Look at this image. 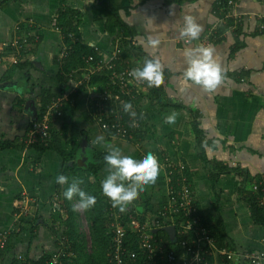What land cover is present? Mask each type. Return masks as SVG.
I'll use <instances>...</instances> for the list:
<instances>
[{"label": "crops", "instance_id": "obj_1", "mask_svg": "<svg viewBox=\"0 0 264 264\" xmlns=\"http://www.w3.org/2000/svg\"><path fill=\"white\" fill-rule=\"evenodd\" d=\"M173 1L147 0L141 6L142 0H132L133 10L122 11L121 17L134 30L135 37L119 41L108 34V12L99 2L66 0V6L81 15V41L98 50L104 64L112 61L119 46L128 54L126 60L134 69L146 59L157 60L162 66L159 91L153 94L146 85L137 89L140 93L131 101V111L136 115L130 119L140 122L142 131L128 141L103 132L93 118L90 101L102 88L69 93L73 82L84 77L86 67L79 69L82 72L76 73L71 82L60 77L58 58L65 42L62 34L52 28V22L61 0H16L0 8V143L14 145L0 149V235L10 234L0 264H13L19 256L26 262H38L59 251L63 230L55 220L61 213L68 185L56 184L55 178L63 174L70 181L72 176L83 173L102 192L101 182L108 175L103 158L114 148L135 159L151 152L160 166L155 183L146 185L127 205L125 213L132 211L154 218L163 209L168 198L165 163L169 160L188 169L195 205L217 234V241L222 239L223 247L236 251L260 249L264 227L252 220L250 205L242 194L241 177L228 172L214 185L210 172L216 163L245 172L252 180L245 185L246 191L264 176V36L256 35L264 3L240 0L236 16L243 19L240 40L245 43L244 49L231 54L236 43L232 32L221 44L208 46L223 73L221 84L208 93L184 79L185 50L201 47L200 40L223 25L224 21L215 14L218 0ZM186 14L202 27L195 41L180 37ZM17 26L25 36L34 32L38 40H31L22 68L9 74L14 65L7 45L19 36ZM150 38L160 43L152 47ZM129 41L142 54H135L127 45ZM244 71L248 72L246 77L241 76ZM46 91L55 97L72 94L75 104L66 105L64 115L52 120L54 148L40 152L37 147L23 145V141L42 112L41 100ZM173 113L175 123H164L165 117ZM193 114L204 135V149L197 143ZM100 136L103 142L97 144ZM22 197L29 201L30 215L19 220L15 212ZM72 204H78L77 197ZM76 212L80 215V211ZM211 264L234 263L215 254Z\"/></svg>", "mask_w": 264, "mask_h": 264}, {"label": "built area", "instance_id": "obj_2", "mask_svg": "<svg viewBox=\"0 0 264 264\" xmlns=\"http://www.w3.org/2000/svg\"><path fill=\"white\" fill-rule=\"evenodd\" d=\"M259 1L264 3V0ZM239 3L240 0H228L227 4L226 19H234L236 24L243 23L242 17L236 16ZM218 5H221V3L219 2ZM215 14L217 15V11H215ZM220 20L225 23V20L221 18ZM262 21H264V15L259 17L258 27L261 30L264 29ZM52 28L59 33L62 31L58 27L56 18L53 19ZM15 30L19 33V36L7 45L9 53H11L12 65H17L23 60L30 48L32 39L38 40L32 31L25 36V32L20 26H17ZM213 32L214 30L200 40L201 47H208L211 44L210 38L213 36ZM72 39L75 41L73 37ZM118 40L121 41V38H118ZM124 54L125 52L122 48L117 46L113 59L108 64H104L102 60L96 61L93 57L85 58L86 69L83 70L85 72L84 77L78 82H73V90L69 93H77L78 89L90 82L92 76L103 75L108 72L109 83L107 88L100 90L90 101L93 118L103 132L114 138L128 141L132 140L135 134L142 131V124L130 119L128 122L130 130L126 127L127 113L123 111V105L126 102L122 100V97H131L134 100L135 98L131 95L147 84L138 83L129 76V73L134 68L123 57ZM68 57L69 45L64 44L59 55L60 64H64ZM80 71H75L66 77L71 82V78L76 73H80ZM74 102L72 94L52 99L42 118L36 119L31 124L23 143L27 147L36 144L49 147L53 142L51 133L52 120L62 117L66 105H73L75 104ZM167 161L165 166L169 188L165 207L154 218H145L134 213L135 215L131 218L128 225L132 234H136L138 237V251H129L128 247H126L127 231L118 220L122 214L114 210L115 208L109 209L108 218L112 221V239L111 251L108 256L111 264H129L127 259L136 261L141 254L145 260L144 264H211V258L215 254L220 255L228 263L264 264V239L260 249L257 251H236L218 247L217 240L212 236L210 226L200 215L195 205V194L192 184L189 183L186 175V166ZM249 192L256 197V203L264 215V176H261L250 186ZM109 204L111 207V202ZM29 215V201L26 197H22L15 212L16 219L24 220ZM169 227H175L176 229L175 239H170L176 243L172 249L167 247L164 238L159 241L154 239L155 234L159 231L166 232ZM9 236V233L0 235V253L5 251ZM66 243H68V240L63 236L60 240L59 251L52 255L48 264H64L62 259L66 258V256H74L70 252V245ZM15 264H26V261L23 256H19Z\"/></svg>", "mask_w": 264, "mask_h": 264}, {"label": "trees", "instance_id": "obj_3", "mask_svg": "<svg viewBox=\"0 0 264 264\" xmlns=\"http://www.w3.org/2000/svg\"><path fill=\"white\" fill-rule=\"evenodd\" d=\"M16 1V0H2L0 1V8L5 9L7 4L9 2ZM99 2L101 6H103L107 12H108V20L106 24V30L109 35H111L112 39H118L123 38L124 41H127L126 39L129 38L130 41L135 37L134 30L131 29L122 19L121 13L122 11L125 13L130 12L133 10L134 6L132 3V0H94ZM197 0H174L175 3H185V2H195ZM147 2V0H142L141 6L144 5ZM221 3V5H218V3ZM228 0H218L217 4L215 5V11H217V17L225 20V23L221 25L219 28L215 29L213 32V36L210 38L211 44H221L226 39V34L228 32H232L235 38V45L232 48V55H235L239 51L245 48V43L240 40L242 36V24H236L234 19H226V15L228 12ZM56 20L58 23V27L62 30L61 34L63 37V40L65 44L69 45V57L66 59L64 64H60L59 58H58V64L62 66V74L60 75L61 79L64 81H68L67 75L72 74L75 71H78L79 69L85 67L84 59L88 57H93L96 61L102 60L100 57L99 52L87 45H85L81 39H80V25L82 23L81 15H79L78 12L71 10L69 7L66 6V0H61V7L56 15ZM264 24V21H262ZM259 25V23H258ZM256 35L258 36H264V29L261 30L259 27L256 30ZM75 39V41L72 39V37ZM122 39V40H123ZM123 41V42H124ZM127 42V45L129 48L133 49L135 51V54H142L140 50L137 48H134L133 44H130ZM127 46V47H128ZM124 58L128 57V54L123 55ZM22 62H19L17 65H14L13 69L8 72L11 74L14 72L17 68H22ZM107 73H104L103 75H94L91 77L90 82L88 84H84L80 89V93L87 90L89 87H100L103 90H105L108 86V78ZM247 71H244L242 73V77H246L248 74ZM109 74V73H108ZM67 78V80H66ZM152 89V93H157L160 89L158 86L150 87ZM137 91V90H136ZM140 93V91L134 92L131 96L136 98L137 94ZM48 97V98H47ZM59 97V96H56ZM54 95L50 94L48 91L44 92L42 95L41 103L43 105L42 112L40 113L38 119H41L46 108L48 107L50 100L56 98ZM122 100L125 102L131 103V101H134L131 99V97H122ZM177 107V106H176ZM193 116V128L196 134L197 143L199 146L204 149L205 142H204V135L202 133V130L200 129V125L197 121V118ZM130 120V115L127 113V119H126V127L130 130V124H128ZM51 133L53 135V142L49 147H45L42 144H36L32 145L30 147H37L40 152H45L47 150H52L55 143L54 133L52 131L51 127ZM23 145H25L23 143ZM14 145L9 142L0 143V149H8L9 147H13ZM26 146V145H25ZM59 151V150H58ZM60 154L64 156L63 150L60 149ZM203 158V157H202ZM210 167H213V163L208 162ZM207 164V165H208ZM214 167L210 172L212 175V182L215 185L217 181L219 180L220 176L222 174L228 173V172H236L242 179V194L248 204L251 208V215L252 220L255 225L257 226H263L264 227V215L261 211V209L258 207L256 203V197L250 193L249 191H246L245 185L247 183L252 182L250 179H248V175L239 170V169H230L227 166H224L220 163H216ZM186 175L189 179V183H191V177L188 169L186 170ZM80 181V186L82 189L89 195L95 196L96 198V204L89 210L85 211V216L88 219L89 223L91 224V233H92V246L89 249L88 248V242L86 241V238L81 236L80 234V226L78 222V214L76 211H74V207L72 204V200H64L61 204V213L58 215L55 221H59L62 225L63 234L59 236V240L63 236H65L68 240L67 245H70V252L73 253V257H67L62 259L64 264H111L110 258H109V252L111 251V223L112 221L108 218L109 213V207L110 204L107 202L108 198L105 197L102 192L91 183L90 179L83 176V173H81L78 177L70 179L69 183L73 182V180ZM165 207V206H164ZM163 207V208H164ZM118 213L122 214V216L118 219L121 223V225L126 229L127 235V245L129 251H138V237L136 234H132L130 229L128 228V225L131 221V218L135 215L132 211L123 212L121 213L118 208H115ZM163 210V209H162ZM161 210V211H162ZM143 220V218H142ZM211 229V228H210ZM212 236L217 240V234L211 230ZM56 236H58V233H55ZM164 238L166 241V245L169 249H172V247L176 244L175 242H172L168 236V234L165 231H159L157 234L154 235V239L160 240ZM219 238V237H218ZM219 248H224L222 244V239H219L217 241ZM141 254V253H140ZM3 255V252L0 253V258ZM53 255V254H52ZM52 255H48L40 259L38 262H26V264H48L52 258ZM142 256V254H141ZM139 257L138 260H130L127 259L129 264H144L145 260L144 257ZM69 259V260H68ZM16 262V261H15ZM15 262L13 264H15Z\"/></svg>", "mask_w": 264, "mask_h": 264}, {"label": "clouds", "instance_id": "obj_4", "mask_svg": "<svg viewBox=\"0 0 264 264\" xmlns=\"http://www.w3.org/2000/svg\"><path fill=\"white\" fill-rule=\"evenodd\" d=\"M183 28L180 31L181 38H188L195 41L202 32V27L190 15L183 16ZM149 45L157 46L160 41L149 39ZM186 67L183 77L193 85L202 88L205 92H213L222 82L223 73L220 64L213 59V49L211 47H197L185 50ZM129 76L138 83H146L148 87L159 86L163 82L162 66L157 60L146 59L142 66L133 69ZM132 104L124 103L123 111L135 117V112L131 111ZM176 116L173 113L164 119V123H175ZM103 136L97 137L96 143L103 142ZM104 163L108 168V175L101 182L102 194L107 197L113 208L123 213L126 207L146 185L155 183L159 174V163L157 158L151 153H146L140 159L132 156H125L118 149H112L104 156ZM58 185L67 184L68 187L63 195L66 200L71 201L78 198V204L74 206V211H87L96 204L95 196L87 194L80 188V181L73 180L69 183L68 177L63 174L55 178Z\"/></svg>", "mask_w": 264, "mask_h": 264}, {"label": "rangeland", "instance_id": "obj_5", "mask_svg": "<svg viewBox=\"0 0 264 264\" xmlns=\"http://www.w3.org/2000/svg\"><path fill=\"white\" fill-rule=\"evenodd\" d=\"M100 92V90H99ZM80 211V210H78ZM79 226H80V234L84 238H86V241L88 242V248L90 249L92 246V233H91V224L89 223L88 219L85 216L84 211H80L79 215Z\"/></svg>", "mask_w": 264, "mask_h": 264}, {"label": "water", "instance_id": "obj_6", "mask_svg": "<svg viewBox=\"0 0 264 264\" xmlns=\"http://www.w3.org/2000/svg\"><path fill=\"white\" fill-rule=\"evenodd\" d=\"M166 232L168 233V235L170 236V239L174 240L176 237V229L175 227H169L166 229Z\"/></svg>", "mask_w": 264, "mask_h": 264}, {"label": "bare ground", "instance_id": "obj_7", "mask_svg": "<svg viewBox=\"0 0 264 264\" xmlns=\"http://www.w3.org/2000/svg\"><path fill=\"white\" fill-rule=\"evenodd\" d=\"M70 52V51H69ZM85 65V64H84ZM48 98V97H47ZM51 101V100H50Z\"/></svg>", "mask_w": 264, "mask_h": 264}]
</instances>
